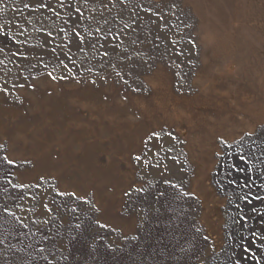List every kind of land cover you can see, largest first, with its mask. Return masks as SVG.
I'll use <instances>...</instances> for the list:
<instances>
[{"label": "rangeland", "instance_id": "rangeland-1", "mask_svg": "<svg viewBox=\"0 0 264 264\" xmlns=\"http://www.w3.org/2000/svg\"><path fill=\"white\" fill-rule=\"evenodd\" d=\"M0 31V264H264V0H0Z\"/></svg>", "mask_w": 264, "mask_h": 264}, {"label": "trees", "instance_id": "trees-1", "mask_svg": "<svg viewBox=\"0 0 264 264\" xmlns=\"http://www.w3.org/2000/svg\"><path fill=\"white\" fill-rule=\"evenodd\" d=\"M109 23H107V26H108V28H110V27H119L120 25H124V26H126V27H128V29H133V26H132V24H131V22L133 23V22H135V20H129V21H125V20H122V19H120V17L119 16H116V15H114L113 16V18H111L110 20H107ZM63 22V21H62ZM64 23H70V21H65ZM103 25H100L101 27H103L105 24H106V22L104 21L103 23H102ZM86 25H90V27H92L93 25H91V21H87V23H86ZM132 26V27H131ZM132 31V30H131ZM5 33V32H4ZM3 35V33H2V31H0V36H2ZM93 35V33H90V37L88 38V41L89 42H92V40H91V36ZM127 36L128 37H133V34H131V32H129L128 34H127ZM99 37L101 38V40L105 37H108V38H111V39H114L115 41H118V39H119V36L118 35H113L112 33L111 34H99ZM94 42V41H93ZM98 42V41H97ZM97 53H99V55L100 56H102L103 58H104V60H106V61H120V60H122V59H124V58H133V60L135 59V55L134 54H130L129 53V55L128 54H119L118 52H116V51H114V50H108L107 51V53H103V51L102 52H97ZM105 54V55H104ZM146 56H147V54H146ZM139 58H141V57H139ZM137 60H138V57H137ZM129 67H133V66H129ZM129 67H127L126 69H125V71H127L126 73L127 74H129V76L130 77H132L133 79L134 78H136V75L134 74V71H135V69L134 68H129ZM5 167V166H4ZM5 169L6 168H4V172H5ZM8 176L10 175V169H9V171L7 170V173H6ZM5 177V176H4ZM4 177H2V175H1V172H0V184H1V182H2V179L4 178ZM8 178V177H7ZM7 178H6V181H7ZM5 187V186H4ZM12 187V186H11ZM9 191H11V189L9 188Z\"/></svg>", "mask_w": 264, "mask_h": 264}, {"label": "bare ground", "instance_id": "bare-ground-1", "mask_svg": "<svg viewBox=\"0 0 264 264\" xmlns=\"http://www.w3.org/2000/svg\"><path fill=\"white\" fill-rule=\"evenodd\" d=\"M248 217H249V220H250V228L248 229L249 233H252L254 231L253 233L255 234V231H256L257 228L264 227V212L260 213L258 211H250L248 213ZM256 235H257V231H256ZM261 242L264 244V234L259 236V243H261ZM113 258H115V257H113ZM108 259H106V260H108ZM104 261H105V259H103V258L100 259L99 258L95 262H92V264H119V262L117 260H111L110 259V261H106V262H104ZM40 263L41 262H39V263L37 262L36 264H40ZM14 264H16V263H14ZM42 264H44V263H42Z\"/></svg>", "mask_w": 264, "mask_h": 264}]
</instances>
